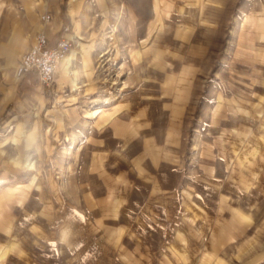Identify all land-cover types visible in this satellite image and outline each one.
I'll use <instances>...</instances> for the list:
<instances>
[{
    "label": "rangeland",
    "instance_id": "374dc122",
    "mask_svg": "<svg viewBox=\"0 0 264 264\" xmlns=\"http://www.w3.org/2000/svg\"><path fill=\"white\" fill-rule=\"evenodd\" d=\"M0 264H264V0H0Z\"/></svg>",
    "mask_w": 264,
    "mask_h": 264
},
{
    "label": "built area",
    "instance_id": "2783aa9c",
    "mask_svg": "<svg viewBox=\"0 0 264 264\" xmlns=\"http://www.w3.org/2000/svg\"><path fill=\"white\" fill-rule=\"evenodd\" d=\"M48 21L49 15H44ZM67 31V28H64ZM71 49L70 37L64 33L56 41H51L45 31L35 36L30 47L19 56L15 69L18 76L29 72H36L39 82L43 86H50L55 78L60 62Z\"/></svg>",
    "mask_w": 264,
    "mask_h": 264
},
{
    "label": "crops",
    "instance_id": "0c3cea01",
    "mask_svg": "<svg viewBox=\"0 0 264 264\" xmlns=\"http://www.w3.org/2000/svg\"><path fill=\"white\" fill-rule=\"evenodd\" d=\"M49 23V22H48ZM51 41H54L51 39ZM73 54L68 55V58H66V60H64L63 64L61 65L63 69H65V72L67 74H70V72L66 69V68H69V65H70V61H71V58H72Z\"/></svg>",
    "mask_w": 264,
    "mask_h": 264
},
{
    "label": "bare ground",
    "instance_id": "6f19581e",
    "mask_svg": "<svg viewBox=\"0 0 264 264\" xmlns=\"http://www.w3.org/2000/svg\"><path fill=\"white\" fill-rule=\"evenodd\" d=\"M69 55V54H68ZM68 55L64 58V59H62V62H60V64L62 65V63L64 62V60H66V58H68ZM60 66V65H59Z\"/></svg>",
    "mask_w": 264,
    "mask_h": 264
}]
</instances>
